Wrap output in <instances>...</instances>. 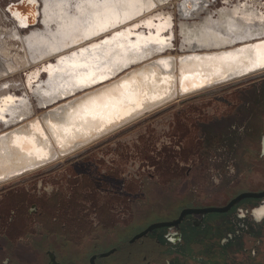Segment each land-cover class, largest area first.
Here are the masks:
<instances>
[{
    "label": "bare ground",
    "instance_id": "1",
    "mask_svg": "<svg viewBox=\"0 0 264 264\" xmlns=\"http://www.w3.org/2000/svg\"><path fill=\"white\" fill-rule=\"evenodd\" d=\"M32 1L38 4L39 17L35 25L27 28L23 19L0 10V109H6L8 113V116L4 115L8 119L0 125V128L5 126L0 129V184L77 154L146 113L177 99L233 85L264 73V67L245 71L251 68L245 59L247 47L264 41V4L261 0H225L231 5L214 9L209 8L211 0H194L192 4L185 0H151L156 4L155 8H146L141 17L113 30L151 21L150 26L133 29L138 35H132L130 41L137 42L139 37L141 45L145 40H162L164 43H149L148 48L159 51L139 59L118 49L117 45L125 42L122 39L99 50L89 48V52L81 55L80 48L99 42L103 36L76 42L83 32L77 19L78 10L73 7L78 0ZM173 2L183 20L179 24L181 51L174 54L167 51L174 46L173 13L164 9ZM188 18L198 20L189 22ZM109 49H116L119 53L112 57L116 61L122 62L121 58L124 57L137 62L112 77L108 68L104 67L105 53ZM241 49H244L243 53ZM72 52H77L78 62L83 63L87 59L94 70L103 69L111 79L90 88L72 89L73 81L69 73L74 70L68 64L61 63V58L70 56ZM93 56L99 59H92ZM29 66L34 67L25 75L26 86L32 89L38 80L42 83L37 87L40 89L39 104L43 109L39 113L27 108L25 101L20 105H7L5 97L11 96L2 97L7 94V86L11 85L5 75ZM58 68L65 70L57 71ZM134 72L141 75L132 77L137 84V92L127 95L126 100L131 105L124 108L122 104L125 100L117 104L114 99L110 104L118 108L98 109L99 117L96 120L88 117L89 123L85 124L76 115L69 122L67 114L73 112L78 100L95 96L97 90L110 88L113 83L126 80ZM50 100L51 104L46 105ZM47 120L56 125L55 130L49 127ZM17 137L31 140L27 150L16 147Z\"/></svg>",
    "mask_w": 264,
    "mask_h": 264
},
{
    "label": "rangeland",
    "instance_id": "2",
    "mask_svg": "<svg viewBox=\"0 0 264 264\" xmlns=\"http://www.w3.org/2000/svg\"><path fill=\"white\" fill-rule=\"evenodd\" d=\"M17 1L19 0H0V10L8 15L7 6ZM211 2V9L231 5L225 0ZM261 2L264 4V0ZM176 8L175 2L164 7L173 13L174 46L167 49L173 54L181 51L179 24L183 21ZM196 20L198 19H187L189 22ZM33 67L5 75L11 85L7 86V94L2 97L10 95L13 98L14 103L8 102L7 105H20L25 101L27 108L33 109V113H39L43 109L39 104L40 89L37 87L42 83L38 80L32 89L24 83L25 75ZM44 73L43 70V79L46 78ZM259 90L264 91V73L230 86L219 87L218 90L182 99L168 107L156 108L91 147L69 155L63 162L56 161L4 185L0 188V251L5 242L10 243L12 247L29 246L39 226H44L49 232H57L53 226H47V222L40 225L35 219L36 216L27 214V209L32 203L46 207L50 218L56 216V211H60L59 216L66 217V220L74 216V219L69 221V228L73 230H69L72 235L68 238L73 245L78 246L82 238L81 233L89 226L83 223L90 220L94 222L93 219L100 216H121L118 212L108 214L104 209L100 211L102 203L103 206H123L122 216L125 217L129 211L142 209L146 201L141 192L142 186L156 185L164 190H176L186 183L191 186L185 171L187 168L197 171L205 169L201 165L202 156H209L216 148V141L213 140L203 144L205 140L201 138V129H206L204 125L212 129L210 123L214 122L217 131L216 129L226 121L230 123L229 127L241 134L240 130L247 122L249 112L255 110L254 112L260 115L258 120L264 115L263 97ZM50 102L51 100L46 105L51 104ZM7 116L3 120L8 119ZM3 120H0V125ZM251 149L249 156L253 155L254 163L263 164L257 157L260 141H252ZM249 156L246 158H250ZM253 168V172L247 174L249 179H256V174L264 173V169L256 166ZM19 207L20 210L17 209ZM12 214L19 219L20 226L18 225L16 230L5 231L4 227ZM62 236L67 237V234L62 233Z\"/></svg>",
    "mask_w": 264,
    "mask_h": 264
},
{
    "label": "flooded vegetation",
    "instance_id": "3",
    "mask_svg": "<svg viewBox=\"0 0 264 264\" xmlns=\"http://www.w3.org/2000/svg\"><path fill=\"white\" fill-rule=\"evenodd\" d=\"M259 92L264 109V91ZM254 111L249 112L241 134L226 121L217 131L214 122L210 123L212 129L204 125L203 144L213 140L216 148L209 156H202L205 169L185 171L191 186L181 184L176 190L142 186L146 198L142 209L129 211L125 217L123 206L102 203L100 211L121 216H100L83 223L89 226L83 228L78 246L68 238L73 230L69 221L74 216L66 220L56 211L50 218L46 207L32 203L27 214L36 216L40 225L47 222L57 232L39 226L29 246L12 247L5 242L0 264H264V173L256 174V179L247 176L254 166L264 169V163H254L253 155L249 156L252 141L259 140L257 157L264 162V115L258 120L260 115ZM18 178L0 184V188ZM18 220L10 215L4 230L18 229Z\"/></svg>",
    "mask_w": 264,
    "mask_h": 264
},
{
    "label": "snow or ice",
    "instance_id": "4",
    "mask_svg": "<svg viewBox=\"0 0 264 264\" xmlns=\"http://www.w3.org/2000/svg\"><path fill=\"white\" fill-rule=\"evenodd\" d=\"M25 0H20L23 4ZM31 2V0H30ZM189 7L191 5H188ZM33 7L35 5L33 4ZM78 10L77 19L79 24L83 28L82 34L76 38L77 43L82 41H91L92 38H98L103 36L97 43H90L87 47L79 49L82 55L85 52H89V48L92 50H99L103 46L111 45L114 41L122 39L124 43L117 45L118 49L122 50L126 55H135L139 59L140 57H147L152 54L153 51H159V49L148 48L149 43H164L162 40L148 41L145 40L144 44L139 43V37L137 42H131L130 37L132 35H138L133 32V29L140 28L142 26H150L151 21L141 23H135L131 27H126L123 30L113 31L121 25L127 24L128 21H132L137 17H141L146 8H155L156 4L151 3V0H78L73 5ZM26 18V17H21ZM26 27V25H25ZM229 31H232L229 28ZM159 33H157L158 35ZM264 41L261 44L252 45L247 47V59L251 68H246L245 71H249L255 68L264 67ZM143 47V51L141 48ZM60 51V49H56ZM241 53L244 49L240 50ZM91 55V54H90ZM114 55H119L116 49H109L105 53V65L111 76H115L123 68H127L130 64H135L137 60L126 59L122 57L121 61L112 59ZM77 52H72L68 57H62L61 63L68 64L74 71L69 73L70 79L73 81L72 89H84L90 88L92 85L100 84L105 80H110L111 76L104 73L103 69L94 70L93 65L87 62L80 63L76 59ZM92 59H99V57H91ZM160 63H165L161 61ZM111 65V67H108ZM51 67V66H50ZM57 71H64L63 68L56 69ZM141 73L134 72L132 76H129L126 80H121L119 83H113L112 87H105L103 91L97 90L95 96H85L84 99L78 100L77 105L74 107L72 113H68L69 122L71 119L79 115L85 124L89 123L88 117L96 120L99 117L98 109L107 108L115 99L117 104L122 103L127 99V95L130 94L132 87L135 85L133 76H139ZM71 91V89H69ZM187 91V89H185ZM5 101L14 103L12 97H5ZM114 106V105H113ZM7 114L6 109H0V120L4 119V115ZM130 113H126L128 115ZM23 119V117H21ZM7 122V121H5ZM49 127L56 129V125L52 124L51 120L46 121ZM38 123V122H37ZM66 131V130H65ZM46 139V138H45ZM31 140L28 137H17L15 145L17 148L27 150ZM63 147V145H61ZM31 154V153H29Z\"/></svg>",
    "mask_w": 264,
    "mask_h": 264
},
{
    "label": "water",
    "instance_id": "5",
    "mask_svg": "<svg viewBox=\"0 0 264 264\" xmlns=\"http://www.w3.org/2000/svg\"><path fill=\"white\" fill-rule=\"evenodd\" d=\"M184 1V0H183ZM188 1V4H192L194 2V0H185V2ZM33 4L35 5V7H33ZM187 4V3H185ZM7 11L12 14V15H15L17 17H19L20 19H23L25 21V24L24 26L26 25V28L29 27V26H33L37 23L38 21V17H39V13H38V4L35 3L34 1L31 0H25V2L23 4L20 3V0L17 1V2H13L11 4H9L7 6ZM26 17V18H21V17ZM131 66V65H129ZM128 66V67H129ZM126 69V68H124ZM122 69V70H124ZM121 70V71H122ZM120 71V72H121ZM119 73V72H118ZM117 73V74H118ZM113 77V76H112ZM96 85V84H95ZM136 83L135 85L132 87L131 89V92H137L136 91ZM52 102V100H51ZM130 103L128 102V100H125L122 104V106L125 108L129 105ZM131 105V104H130ZM107 108H118L116 106H113V105H109Z\"/></svg>",
    "mask_w": 264,
    "mask_h": 264
}]
</instances>
